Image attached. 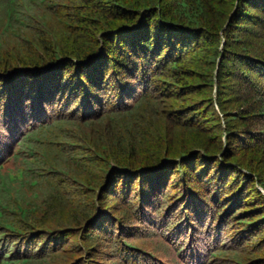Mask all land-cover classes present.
<instances>
[{
	"label": "trees",
	"instance_id": "trees-1",
	"mask_svg": "<svg viewBox=\"0 0 264 264\" xmlns=\"http://www.w3.org/2000/svg\"><path fill=\"white\" fill-rule=\"evenodd\" d=\"M0 264H264V0H0Z\"/></svg>",
	"mask_w": 264,
	"mask_h": 264
}]
</instances>
